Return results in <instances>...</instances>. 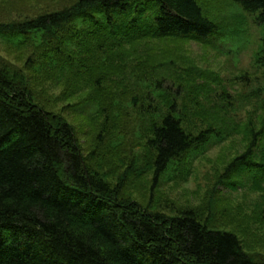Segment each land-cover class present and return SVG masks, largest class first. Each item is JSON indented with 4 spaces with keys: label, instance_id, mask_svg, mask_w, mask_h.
<instances>
[{
    "label": "trees",
    "instance_id": "obj_1",
    "mask_svg": "<svg viewBox=\"0 0 264 264\" xmlns=\"http://www.w3.org/2000/svg\"><path fill=\"white\" fill-rule=\"evenodd\" d=\"M233 1L263 28L253 62L264 70V0ZM17 13V20L0 21V40L10 49L28 46L27 65L56 71L58 79L82 64L100 79L111 57L106 51L140 39L210 43L229 32L200 0H76L31 17L22 8ZM6 67H0V264H264L244 251L235 232L195 208L167 215L118 195L91 170L70 122L34 102ZM151 79L155 94H146L145 111L152 196L173 179L180 159L193 160L227 135L212 127L186 131L181 85L170 77ZM168 94L173 97L163 108L157 98ZM260 148L252 140L220 182L233 189L264 184Z\"/></svg>",
    "mask_w": 264,
    "mask_h": 264
},
{
    "label": "rangeland",
    "instance_id": "obj_2",
    "mask_svg": "<svg viewBox=\"0 0 264 264\" xmlns=\"http://www.w3.org/2000/svg\"><path fill=\"white\" fill-rule=\"evenodd\" d=\"M75 1L0 0V21L19 19L20 8L31 17ZM200 2L229 32L210 43L165 37L110 49L104 54H111L107 74L100 79L92 65L83 64L62 79L50 69L34 72L27 65L29 47L10 49L2 40L0 67L10 66L11 77L24 81L34 102L70 122L91 170L117 187L122 198L167 215L195 208L215 226L235 232L251 257L264 260V184L245 182L233 189L220 182L225 168L252 140L259 149L264 146V70L253 62L263 28L233 0ZM161 77L181 85L186 131L196 134L212 127L227 137L193 160L180 159L170 173L173 179L163 181L151 196L146 94L154 92L151 78ZM171 97L157 98V104L165 108Z\"/></svg>",
    "mask_w": 264,
    "mask_h": 264
},
{
    "label": "bare ground",
    "instance_id": "obj_3",
    "mask_svg": "<svg viewBox=\"0 0 264 264\" xmlns=\"http://www.w3.org/2000/svg\"><path fill=\"white\" fill-rule=\"evenodd\" d=\"M64 55V54H63ZM65 59V58H64ZM223 231V230H222Z\"/></svg>",
    "mask_w": 264,
    "mask_h": 264
}]
</instances>
